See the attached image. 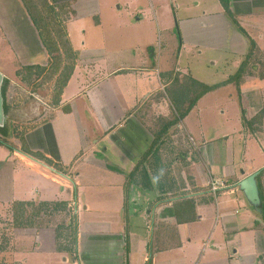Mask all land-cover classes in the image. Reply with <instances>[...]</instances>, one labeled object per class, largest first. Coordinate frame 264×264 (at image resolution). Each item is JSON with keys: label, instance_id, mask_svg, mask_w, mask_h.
<instances>
[{"label": "crops", "instance_id": "crops-1", "mask_svg": "<svg viewBox=\"0 0 264 264\" xmlns=\"http://www.w3.org/2000/svg\"><path fill=\"white\" fill-rule=\"evenodd\" d=\"M47 2L67 6L63 9L67 13L60 14L59 19L74 54L72 73L59 94H52L57 75L50 81L44 79L51 64L50 53L21 0H0V32L1 35L4 32L5 41L18 58L19 68H44L29 86L35 82L40 86L52 84L51 100L45 105L50 116L29 129L24 140L30 151L39 153L52 165H59L62 172L25 154L37 161L34 162L21 155L20 149L13 148L7 157L0 158V214L14 201L40 202L36 197L38 191L52 190L49 185L34 188L31 182L42 178L58 189V194L52 192L46 202H67L74 214L80 198L95 199L93 194L98 189L107 190L105 194L114 202L105 211L116 213V221L99 222L91 218L82 222L76 212V258L57 252L53 226L31 229L37 245L36 250L32 246L30 253L43 255L40 260L47 264H56L57 260L62 264L69 260L72 264H147L149 260L150 264H264V113L259 116L264 111V0H227L237 25L224 15L220 4V8L216 6L209 13L175 16L180 49H220L238 57L241 64L251 52V41L257 42L241 73L244 81L240 91L241 102L250 109L248 118L253 131L247 135L238 131L245 142L238 147L242 148L240 160L224 161L216 167L220 173L215 177L212 168L218 162L216 154L230 155L232 148L214 146L218 131L211 136L199 130L196 138H192L181 120L175 132L170 129L159 153L157 173L149 178L151 197L144 195L138 203L132 202V208L126 206L128 216L124 222L122 190L126 177L152 142L148 126L156 119L172 118L167 95L174 79L186 83L192 78L183 75V66L178 65L177 69L164 63L162 68V47L155 52L153 40L149 42L136 33L122 31L111 42L118 48L106 50L101 34L99 41L96 38L98 26L92 23L94 32L90 29V35L83 41L85 25L100 13L94 0ZM152 2L158 12L163 11L161 0ZM159 16L164 23L165 12H159ZM80 30L82 34L75 40L78 46L73 47L72 33ZM120 51L129 55L126 61L101 65L108 52L109 56H115ZM18 69L14 74L17 79ZM159 92L163 102L156 99ZM19 109L20 106H14L12 112L18 113ZM181 128V136L184 134L186 139L182 138L184 147L178 149L174 138ZM175 152H181L182 159L177 153L173 156ZM254 172H259L256 183L260 213L247 204L238 189V183ZM211 181L223 182L224 188L211 191ZM136 187L128 188L126 198L130 199L132 192L137 193ZM84 210L98 214L102 209L95 203ZM43 239L48 240L46 245Z\"/></svg>", "mask_w": 264, "mask_h": 264}, {"label": "rangeland", "instance_id": "rangeland-1", "mask_svg": "<svg viewBox=\"0 0 264 264\" xmlns=\"http://www.w3.org/2000/svg\"><path fill=\"white\" fill-rule=\"evenodd\" d=\"M94 2L98 3L100 13L92 19V22L89 21L85 25L86 38L83 41H86L90 35L92 23L98 26L95 31L98 33L96 38L99 41V34H101V38L105 40L104 48L106 50L118 48V45L111 42L116 41L122 31L123 33H136L149 42L153 40L152 47L155 52H157L158 47H162V60L160 63L162 68L165 67V64L166 67L172 64L171 66H175L177 69L178 65L183 66V75L212 88L197 106L191 109L187 114L188 116L186 115L182 119V122L187 126L189 135H193L192 138H196L195 136L199 130L211 136L218 131L217 141L213 142L214 146L220 145L232 148L233 152H230V155L224 152L221 155L216 154L218 162L212 168V174L218 177L217 173H220V170L216 169V167L224 161H239L242 148L238 147H242L245 142L243 141L244 138L239 136L238 131L242 130L246 135L252 134L253 124L250 121L251 119L248 118L250 109L240 99V91L243 90L241 84L244 80H242L241 75L234 79L237 67L240 64H238V57L220 49L210 50L191 47L189 49L187 47L180 49L181 40L178 35V25L175 21V16L179 18L188 14L198 15L202 11L209 13L216 6L220 8L219 0L218 2L217 0H194L192 2L161 0L164 8L163 11L161 9L159 12H165L166 19L164 23L160 21L161 18L157 6H155L154 2L150 3V0H94ZM177 4H179L178 7H176ZM119 23L125 29L120 27ZM1 31L3 32L2 29ZM91 32L94 31L91 29ZM69 33L71 35V32ZM1 34L0 32V73L8 80V84L5 91V104L7 105L5 124L0 130V133L3 132V134H0V140H6L10 146L18 150L20 137L24 136L34 125H38L40 121L46 120L50 116L51 112L45 105L51 100L50 95L53 90L51 91V82L44 86H40L39 82H35L33 86L25 87L21 82L22 77L18 76V79L15 78L14 74L15 70L19 68V60L5 41L4 32L3 35ZM80 34H82V30L72 33L73 47L78 46V42H75V40H78ZM109 42L111 44H107ZM256 43V41H251L250 44H253L252 49L257 47ZM221 48H227V46H221ZM178 52H180L179 55ZM128 57L129 55L123 51L117 52L115 56H109L108 52L105 56V63L103 62L101 65L109 62V64L120 63L119 60L123 62ZM234 64L238 65L235 67ZM20 70L21 68L16 71V77ZM62 70L60 73H62ZM36 80L34 79V81ZM161 94L162 92H159L156 99L163 102ZM164 94L165 90H163ZM14 106H20L18 113L12 112ZM29 118L34 119L27 120ZM177 130H179V134L174 140L179 149L184 147L182 138L186 139V136L184 134H182L183 137L181 136V133H183L182 128ZM225 138H228L227 141H225ZM209 140L210 138L208 137L207 142H210ZM171 148L175 149L173 146ZM10 151L6 146L0 144V158L7 157ZM176 153H173V156ZM180 153L177 154L182 159L183 154ZM187 168L185 166V172H187ZM31 183L35 185V189H44L47 185L52 187L51 191H38L39 196L36 197L40 202L48 201L52 192L53 194H58V189L51 185L48 180L40 178ZM136 189L137 193L132 192L129 195L130 199L125 198L126 193L122 190L124 195L122 208L125 209L122 222L128 216L126 206L132 208L134 200L135 203H138L144 195H150L148 189L139 188L138 186ZM106 191L98 189L93 194L95 199L86 197L78 200L75 214L77 212L80 221L84 222L91 218H95L99 222L116 221V213L105 211V208H111L114 202L110 201L111 197L105 194ZM92 202L100 205L102 210L98 214H92L91 210L89 212L84 210L87 205L89 208L95 205ZM10 220L9 209L0 214V264H47V262L40 260L41 257H44L43 255L30 253L33 250L32 246L36 250L37 245L34 240L37 239L34 232L31 229H14ZM58 222L59 220L56 219V223ZM56 223L54 222V224ZM43 243L46 245L48 240L43 239ZM56 264L62 263L57 260ZM67 264H72V261L69 260Z\"/></svg>", "mask_w": 264, "mask_h": 264}, {"label": "trees", "instance_id": "trees-1", "mask_svg": "<svg viewBox=\"0 0 264 264\" xmlns=\"http://www.w3.org/2000/svg\"><path fill=\"white\" fill-rule=\"evenodd\" d=\"M21 2L32 24L38 31L43 45L50 53L51 64L49 70L43 75L44 79L50 81L53 76L57 75V82L52 94H59L62 86L72 73L74 60V54L71 51L64 33V25L59 19L60 14L67 13L66 10H63L67 8V6L65 4L50 5L47 0H21ZM219 3L224 15L232 24L237 25L235 17L229 10L227 0H219ZM250 46L252 52L253 44H250ZM251 52L246 55L244 61L240 64L234 79L240 76L244 71L248 64V59L251 57ZM61 69H63L62 73H60ZM43 71L44 68L39 67H22L17 75L22 77V84L28 87L30 82L37 79L40 72ZM7 84L8 80L4 79L2 84L4 113L7 109V105L5 104ZM210 90H212L211 87L198 84L190 78L186 80V83H179L177 79H174L173 86L171 90L168 91L167 95L173 109L172 118L168 120L156 119L153 121L152 125L148 126L152 134V142L126 177V182L124 184L125 193H127L128 188L132 185L144 189L150 188L151 184L149 178L153 173H157L159 153L166 143L170 129L174 128L171 131L175 132V127L179 122L191 111L196 105V102ZM263 113L264 111H262L259 116L261 117ZM0 130H2V128H0ZM0 134H3V132ZM19 143V149L22 153L32 156L49 166H53L58 172H62V168L59 165H52L49 160L42 157L39 153L30 151L23 135L20 137ZM0 144L6 146L9 150L13 149L6 140H0ZM263 171L264 170H262V172ZM9 214L11 218L10 223L14 229H41L53 226L55 229V245L57 252L69 254L71 257L76 258L77 220L76 215L73 213V209L68 206L67 202L36 203L32 201H14L9 207ZM56 219L59 220L58 223H56ZM54 222L56 224H54ZM125 244V251L127 253V239ZM147 262V264L151 263L150 260Z\"/></svg>", "mask_w": 264, "mask_h": 264}, {"label": "water", "instance_id": "water-1", "mask_svg": "<svg viewBox=\"0 0 264 264\" xmlns=\"http://www.w3.org/2000/svg\"><path fill=\"white\" fill-rule=\"evenodd\" d=\"M5 77L2 73H0V128L4 126L5 122V113L3 108V97H2V84ZM24 157L37 162L36 160L32 159L31 157L19 152ZM45 167V166H44ZM47 168V167H46ZM49 169V168H48ZM51 170V169H50ZM259 172H254L251 175L247 176L243 180L238 183V189L241 191L245 201L247 204L256 212L260 213L261 208V200L259 195V190L256 183V177Z\"/></svg>", "mask_w": 264, "mask_h": 264}, {"label": "built area", "instance_id": "built-area-1", "mask_svg": "<svg viewBox=\"0 0 264 264\" xmlns=\"http://www.w3.org/2000/svg\"><path fill=\"white\" fill-rule=\"evenodd\" d=\"M209 185H210V190L213 192L217 191L221 187L224 188V183H218V182L211 181Z\"/></svg>", "mask_w": 264, "mask_h": 264}]
</instances>
